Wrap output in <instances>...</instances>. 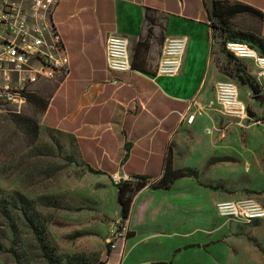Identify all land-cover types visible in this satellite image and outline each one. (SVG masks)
Returning a JSON list of instances; mask_svg holds the SVG:
<instances>
[{
  "label": "crops",
  "instance_id": "obj_1",
  "mask_svg": "<svg viewBox=\"0 0 264 264\" xmlns=\"http://www.w3.org/2000/svg\"><path fill=\"white\" fill-rule=\"evenodd\" d=\"M228 1L252 6L263 14L256 29L249 31L264 38V0ZM148 11L157 18L156 25L149 24ZM54 20L71 72L56 86L42 124L69 137L80 162L101 172L93 173L101 181L109 183L115 176L123 181L139 176L157 181L172 149L176 169H201L212 157L239 155L254 178L252 184H264V121L237 123L221 118L211 105L215 85L232 79L221 70L220 61L230 52L221 53L219 37L213 38L205 0H61ZM150 27L154 38L148 59L154 71L166 38H188L181 73L167 77L138 70L110 71L107 39L114 35L128 38L133 56ZM242 60L264 96L262 69L254 59ZM239 87L263 115L264 104L255 101L249 86L241 83ZM198 105L206 113L187 124L186 115ZM110 186L118 204V188ZM205 191L218 190L196 178H183L169 190L141 191L127 223L131 236L118 250L106 253L103 263L185 264L183 260L190 256L212 264L211 258L204 257L205 248L212 244L201 246L185 238L189 234L186 204L191 197L195 204H215L210 194L208 200L204 198ZM191 245L195 247L187 248Z\"/></svg>",
  "mask_w": 264,
  "mask_h": 264
},
{
  "label": "rangeland",
  "instance_id": "obj_2",
  "mask_svg": "<svg viewBox=\"0 0 264 264\" xmlns=\"http://www.w3.org/2000/svg\"><path fill=\"white\" fill-rule=\"evenodd\" d=\"M258 22L249 15L238 16L231 20L233 33L251 32ZM212 32L215 40L216 31ZM218 37L221 53L229 52L223 36ZM245 62L227 56L221 59L220 67L231 77L229 82L238 87L249 119L220 116L249 125L264 121V113H257V106L239 87L241 79L248 76ZM57 85L37 88L19 113L13 111L15 107L0 105V207L10 209V204L2 202L11 200L17 192L33 203L45 226L54 264H70L72 258L104 264L118 222L122 221L110 186L115 183L111 178L109 183L101 181L91 173L78 159L73 141L42 124V115ZM247 169L239 155L229 154L210 158L201 169H188L197 173V180L205 187L222 188L204 192V198L208 200L210 194L215 204H195L194 197L186 204L189 234L185 238L201 246L212 244L204 250V257L211 258L212 264H264V217L248 221L220 209L223 203H247L264 212V184L254 186ZM12 214L15 238L11 237V224L0 213V264H50L30 227L16 213ZM183 263L209 264L190 256Z\"/></svg>",
  "mask_w": 264,
  "mask_h": 264
},
{
  "label": "built area",
  "instance_id": "obj_3",
  "mask_svg": "<svg viewBox=\"0 0 264 264\" xmlns=\"http://www.w3.org/2000/svg\"><path fill=\"white\" fill-rule=\"evenodd\" d=\"M61 0H0V105L15 107L21 112L37 88L60 83L71 72L70 58L54 16ZM219 35L218 32L215 33ZM225 47L238 59H254L264 73V57L247 43L226 40ZM188 45L187 37L166 38L156 75L176 77L180 74ZM110 71L125 73L133 70V57L128 38L110 36L106 42ZM221 114L236 119H249L246 104L240 99L238 87L229 82L215 85V100L211 102ZM206 109L187 114L185 121L192 125ZM207 133H211L208 129ZM115 185L123 182L113 178ZM220 209L229 215H241L246 220L260 219L264 212L255 204L223 203ZM110 251L118 250L128 237L127 223L119 221ZM168 264V263H163Z\"/></svg>",
  "mask_w": 264,
  "mask_h": 264
},
{
  "label": "trees",
  "instance_id": "obj_4",
  "mask_svg": "<svg viewBox=\"0 0 264 264\" xmlns=\"http://www.w3.org/2000/svg\"><path fill=\"white\" fill-rule=\"evenodd\" d=\"M206 10L209 18L210 28L216 32H219L226 40H232L237 42H249L248 44L252 49L258 52V54L264 57V38L256 32H242L233 33L231 20L242 15L252 16L258 21L263 20V14L253 8L252 6L232 1H220L212 0L211 4L205 0ZM147 19L150 25H156L157 18L153 16L152 12L148 11ZM154 38L153 27L148 29L147 35L142 38L133 50V70L142 71L145 73L156 74L152 65L149 62V53L152 46V39ZM246 41V42H245ZM165 42V41H164ZM228 56L233 57L232 53H228ZM244 85H248L251 89L253 97H259L263 95V90L259 83L254 77L248 74V76L241 79ZM251 117V115H250ZM259 120H257L258 122ZM216 161V160H214ZM88 170L94 174H101V172L88 167ZM183 178H196L198 175L193 170L188 169H176L174 167V154L173 150L170 149L167 158L164 173L162 177L157 181H152L149 177H135L137 183L131 182V180L123 181L119 185L117 201L120 206L121 219L124 223H128L132 207L135 200V194L140 193L146 188H152L153 190H169L172 188L174 183ZM212 189L220 190L221 187H212ZM1 204V203H0ZM2 204H10V209L0 207V213L3 218L11 224V237L15 238L16 228L14 217L12 212L20 216L26 225L33 231L36 239L38 240L41 249L47 261L50 264H54L52 254L49 252V245L46 243V230L45 226L39 221V216L33 208V203L21 193L17 192L11 200H3ZM131 236L128 233V238ZM195 246H188L187 248H193ZM207 246H204V248ZM181 250H177L180 252ZM15 253V252H14ZM70 264H88L85 259L72 258Z\"/></svg>",
  "mask_w": 264,
  "mask_h": 264
},
{
  "label": "water",
  "instance_id": "obj_5",
  "mask_svg": "<svg viewBox=\"0 0 264 264\" xmlns=\"http://www.w3.org/2000/svg\"><path fill=\"white\" fill-rule=\"evenodd\" d=\"M254 99L257 102H260L261 105L264 104V96L255 97Z\"/></svg>",
  "mask_w": 264,
  "mask_h": 264
}]
</instances>
